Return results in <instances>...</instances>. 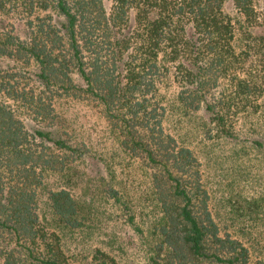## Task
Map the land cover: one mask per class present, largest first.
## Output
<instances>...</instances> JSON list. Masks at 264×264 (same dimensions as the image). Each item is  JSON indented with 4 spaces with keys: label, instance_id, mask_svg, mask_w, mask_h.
I'll list each match as a JSON object with an SVG mask.
<instances>
[{
    "label": "trees",
    "instance_id": "trees-1",
    "mask_svg": "<svg viewBox=\"0 0 264 264\" xmlns=\"http://www.w3.org/2000/svg\"><path fill=\"white\" fill-rule=\"evenodd\" d=\"M224 2L0 0V264H120L122 215L144 264H264V0ZM106 152L146 172L149 227ZM255 163L257 197L211 209L206 170Z\"/></svg>",
    "mask_w": 264,
    "mask_h": 264
},
{
    "label": "rangeland",
    "instance_id": "rangeland-1",
    "mask_svg": "<svg viewBox=\"0 0 264 264\" xmlns=\"http://www.w3.org/2000/svg\"><path fill=\"white\" fill-rule=\"evenodd\" d=\"M105 3V6L109 4L110 0H103ZM224 9L226 11L232 12L233 6L231 0H225L224 2ZM95 134H92L93 139L91 141H95L94 137L98 134V131H94ZM108 145V142L105 143H96V146L100 148L101 146ZM225 145H233L232 142H221L220 148H225ZM94 147V145H93ZM96 149V148H95ZM107 151V150H106ZM108 152V151H107ZM106 153H102V158H90L92 162L95 160V163L93 165L98 166L99 172L103 176L100 179V184H104L102 186L106 187V183L109 181V177L107 175L106 167L104 163H108L111 165V163H114L117 159V155H112V158H109L110 156ZM103 159V160H102ZM114 165L118 169L120 166H123L122 161H119L118 163L115 162ZM255 167H252L250 169V166H247L249 169V178L237 180L234 172L229 173L227 172L226 176L223 178L222 183L217 184L215 183V178L213 177V171L212 169L206 170L208 173V186L210 191V198H209V205H211V209H214L215 211L219 210L222 212V217L229 216L232 214L230 208L228 206H231L230 203H227V200L235 202L237 205H243L245 203L246 198H251V196L257 197V163L254 164ZM86 166L89 167V165L86 163ZM92 166V165H91ZM93 166V167H95ZM205 169V168H204ZM123 173H117L115 175V179L121 177L122 179H125L123 175L126 177L125 182H120L123 187V189L127 192L126 198L129 199V202L134 206V211L138 210L141 212V215H136V220L139 222V224L142 227H148L154 222V218L157 213V205L154 203V198L152 195V190L150 188V185H148L147 182V174L145 171H143L142 168H139V166L135 164H128L123 166ZM205 176V175H204ZM206 177V176H205ZM207 179V177H206ZM259 186V185H258ZM218 200V201H217ZM222 205L226 206V212H224ZM213 207V208H212ZM232 208V207H231ZM228 209V210H227ZM118 211V210H117ZM230 211V212H228ZM120 212V211H118ZM113 210V215L115 213ZM245 213L249 214L250 212L245 211ZM251 214V213H250ZM233 215V214H232ZM246 216V215H245ZM156 221V220H155ZM228 230L231 232V228H228ZM131 229L129 228V225L124 221V216H119V218L115 219L112 222H108L106 225H103L102 229L99 231V234L101 237L105 239V236L110 239V246L112 247V250L120 262V264H144L143 262V255H142V249H133L131 247H128L127 244H125V238L127 234H130V236H134ZM76 239H69L70 245L77 246L76 251L79 249L80 241L85 239V244H93L92 241H89L88 238L86 240V237L82 240L77 235H74ZM124 240V241H123ZM97 243V242H96ZM154 244V240L152 242H148V244H145V250L148 255H150L151 252H149L150 248ZM149 245V246H148ZM121 246V247H120ZM87 251V250H86ZM85 251V255H86ZM89 251V250H88ZM82 252L78 251L75 252L73 255V261H83L82 258ZM251 259H253V256H251Z\"/></svg>",
    "mask_w": 264,
    "mask_h": 264
}]
</instances>
